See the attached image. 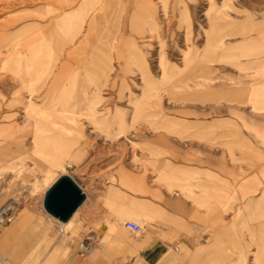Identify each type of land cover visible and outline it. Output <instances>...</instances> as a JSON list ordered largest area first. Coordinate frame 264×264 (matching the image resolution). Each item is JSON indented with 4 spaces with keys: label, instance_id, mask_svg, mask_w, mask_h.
Here are the masks:
<instances>
[{
    "label": "rangeland",
    "instance_id": "374dc122",
    "mask_svg": "<svg viewBox=\"0 0 264 264\" xmlns=\"http://www.w3.org/2000/svg\"><path fill=\"white\" fill-rule=\"evenodd\" d=\"M17 18V26L28 20L35 31L62 33L44 37L61 43V59L48 52L30 69L33 79H47L49 98L46 92L32 98L72 127L74 145L63 169L40 160L32 121L4 99L0 110L19 116L0 119V138L9 141L0 145V210L16 206L2 232L25 210L43 215L46 190L67 175L87 199L70 226L53 221L48 229L73 245L84 264H132L125 250L163 225L201 233L195 241L202 237L210 249L201 264H255L264 249V0H0V62L10 51L4 31ZM35 40L28 35L21 49ZM15 78L13 66H0V85ZM78 112L84 116L70 121ZM140 179L164 191L166 209L135 206ZM160 196L152 195L156 204ZM175 199L179 221L169 213ZM257 201L262 205L251 206ZM117 213L126 231H118L119 248L89 263L87 238L100 225L102 233L105 225H119ZM130 221L144 223L141 235L126 229ZM100 237L91 241L95 249ZM23 243L20 229L0 256L25 264Z\"/></svg>",
    "mask_w": 264,
    "mask_h": 264
},
{
    "label": "crops",
    "instance_id": "0c3cea01",
    "mask_svg": "<svg viewBox=\"0 0 264 264\" xmlns=\"http://www.w3.org/2000/svg\"><path fill=\"white\" fill-rule=\"evenodd\" d=\"M27 9L24 11H27ZM24 11H21L20 13H23ZM13 20L14 19L10 20V23ZM17 22L18 18L16 23H14V21L11 23L9 30L4 31L11 39V43L8 45V48L10 49V51L8 52V56L1 60L0 66L2 70L13 66L16 78L13 83L0 85V106L5 104L4 99H8L7 106H9V108L10 105H13L14 103L16 104L15 107H20L22 109L21 103L28 100L30 95L34 97L35 94L46 92V99L49 98L47 93H49L50 88L47 90L45 87L47 84V79L42 81L33 79L35 78V76L32 75L30 69L35 67L36 65L41 64V61L47 56L46 53L48 52H56V62L61 59V56L63 55L60 54L61 43L52 46L51 43L44 41V37H60L62 33H59L56 30L53 34L46 30L41 32L35 31L34 22L28 20L26 22H23L20 26L16 25ZM0 30H2V23H0ZM28 35H35L36 40L35 43L33 42V44L29 45L27 50L24 51L23 49H21L22 47L20 41L25 37H28ZM64 46L65 47L63 52L67 48L66 45ZM110 48L112 50L116 49L113 42L110 45ZM49 73L47 74V76L49 75ZM53 91H56V87ZM98 108L99 107H97V110ZM116 113H119L118 109H114L113 114ZM18 116L19 113L15 109L8 111L0 110V119H14ZM112 118L114 121L118 119V117L114 115ZM195 124L196 127L202 128L201 124ZM0 142L9 145V141L5 140V138H0ZM34 166H37L36 161H34ZM58 179H56L54 182H56ZM54 182L52 184H54ZM139 182V192H135L132 197L135 202V206H139L147 213L151 205H158L163 207V209H166L164 205V191L162 190L158 192V189H153L152 191L149 190V184L147 180L144 181L140 179ZM50 186L48 187V189L50 188ZM48 189L46 190V192L48 191ZM152 195H161L160 197L163 200L162 203L156 204ZM44 197L45 194L43 196V199ZM180 203V199L173 200L174 209L172 211H169L171 217L175 221H179L183 216ZM259 205H262L260 201L253 202L251 204V206L253 207H259ZM204 207L209 209V206ZM124 217L125 216L123 214L117 213L116 219L119 225H105V233H102L103 226L100 225L97 232L93 233L90 238H87L86 246L88 247L90 254L88 261L89 263L93 262V255L102 253L104 254L105 258H107L106 254H109V252L114 251L116 248H119L120 239H117L118 231L119 233L126 232L122 228L121 223ZM53 221L56 220L53 219L50 215H47L46 212L42 215L35 210H25L22 212L20 217H18L11 225H9V230L10 232L12 231V234H14V232H17V230H22L25 264H84L85 262H82L80 252H75L73 245H69L59 237L57 238L54 235L53 231L48 229L53 224ZM140 226L144 231L145 225L143 222H140ZM176 228L177 227H167L165 225L154 226L147 232V235L138 237L135 246L131 247V249L125 250V252H130L132 253V255H134L135 258L131 260L132 264L203 263L205 259L203 252L209 251L210 249L208 248L209 246L207 247V245L203 244L202 237L196 240V245L195 236H200L201 233L194 231V234H188L187 232L182 230L181 227H179V229ZM99 234L101 235L100 240L102 241V245L98 247V249H95L93 242H95ZM197 246H201V248L199 249ZM263 257L264 249L260 250V252L255 255L254 263L264 264ZM2 258L4 259V257ZM126 258H128V255L126 256ZM99 264L108 263L106 260H101Z\"/></svg>",
    "mask_w": 264,
    "mask_h": 264
},
{
    "label": "bare ground",
    "instance_id": "6f19581e",
    "mask_svg": "<svg viewBox=\"0 0 264 264\" xmlns=\"http://www.w3.org/2000/svg\"><path fill=\"white\" fill-rule=\"evenodd\" d=\"M80 22H82V20ZM66 40H68V39H66ZM62 45H63V43H62ZM17 103H19V102H17ZM15 105L16 104L13 103V105H10V107L13 108V107H15ZM21 106L26 112L25 117L28 118L29 121L30 120L32 121V128H34L33 137H32V141H33L32 144H34L33 152H34L35 156H37L40 160H42L46 163L48 162V163L54 165L57 169H63L64 163H65L64 161L68 160V158H70L72 155L71 150H72L74 143H72L68 139V135H70V134L72 135V127L71 126L69 127L67 124L59 123V121L54 119L55 115L52 114L50 111L48 112V110L45 111L44 109L39 110L40 108L38 109V105L34 102L32 95H31V97H29L28 100H26L25 102H22ZM62 113H63V111H62ZM64 113H67V112H64ZM74 114H75V112H74ZM76 115L77 116L74 117L73 119H70V121L76 123L78 118H81L84 116L82 112H78V113H76ZM86 118L88 119V117H86ZM66 121L67 120H65V123H66ZM91 121H92L93 125H95V119H91ZM77 133L79 135L80 131ZM3 137L4 136H1V138H3ZM0 145H1V147H6V143H0ZM52 149H53V152H51ZM0 158H1V156H0ZM54 160H58V161H54ZM66 166L72 167L71 165H66ZM51 185H53V184H51ZM0 188H1V184H0ZM15 208H16L15 204L10 203V204L6 205L2 209V211H0V213H2V218H3L4 222L6 220H8L6 216L10 215V213L12 211H15ZM71 219L68 222H66L65 224H61V223L60 224L63 225L64 227L65 226L68 227V226H70ZM4 225L5 224H3V227H4ZM15 234H16V232H14V234H12V231L10 232L9 228L5 229L3 232L1 229L0 247L2 244L5 245V243L6 244L9 243V241H11L12 237L14 238ZM0 262H1V264H9L1 256H0Z\"/></svg>",
    "mask_w": 264,
    "mask_h": 264
},
{
    "label": "water",
    "instance_id": "95a60500",
    "mask_svg": "<svg viewBox=\"0 0 264 264\" xmlns=\"http://www.w3.org/2000/svg\"><path fill=\"white\" fill-rule=\"evenodd\" d=\"M87 199L86 193L67 175L59 178L46 192L43 209L61 224L68 222Z\"/></svg>",
    "mask_w": 264,
    "mask_h": 264
},
{
    "label": "built area",
    "instance_id": "2783aa9c",
    "mask_svg": "<svg viewBox=\"0 0 264 264\" xmlns=\"http://www.w3.org/2000/svg\"><path fill=\"white\" fill-rule=\"evenodd\" d=\"M4 224V220L2 218V213H0V232L1 229L3 227ZM126 229L130 232H132L134 235H140L143 232V229L141 228V226L139 224L133 223V222H127L126 223Z\"/></svg>",
    "mask_w": 264,
    "mask_h": 264
}]
</instances>
